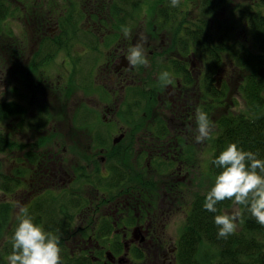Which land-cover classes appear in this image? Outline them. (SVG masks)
Wrapping results in <instances>:
<instances>
[{
    "label": "flooded vegetation",
    "instance_id": "1",
    "mask_svg": "<svg viewBox=\"0 0 264 264\" xmlns=\"http://www.w3.org/2000/svg\"><path fill=\"white\" fill-rule=\"evenodd\" d=\"M30 1L35 4V0ZM20 3L24 11L30 2ZM112 4L113 13L110 7L104 11L106 1L78 2L85 16L80 26H85L82 31H86L82 33L62 34L56 13H52L49 19L43 17L35 24V32L41 35L38 46L32 49L37 51L36 61L27 70L21 64L25 50L2 51V59L8 62V68L18 75L23 94L31 89L28 86L30 78L37 85H48L53 90L58 88L46 77L42 80L36 77L41 71L43 75L48 74L57 55L62 58L58 70H64L62 81L66 86L70 84L81 91L77 82H73V75L89 68L93 97L86 96V99L97 107L91 113V108H83L74 116L75 127L84 133L86 140L82 145L68 146L57 128L63 116H57L53 103L50 104L48 112L53 110L51 124L47 130L35 132L39 141L34 142L36 146L29 152L35 160H28L23 165L29 169V178L19 187L18 197L23 206L33 199L37 212H40L37 202L47 192H53L57 201L69 205L66 215L69 236L60 243L62 264H87L88 260L91 264H176L174 256L178 238L170 235L167 228L177 212H184L180 204L184 202V194L191 188L195 190V176H192L195 171L187 168L194 162L197 170L202 167L209 170L213 156L212 153L203 158L202 154L210 149L207 140L201 143L195 140L198 135L196 110L206 112L213 124L216 117L215 97L202 99L201 86L205 87L207 82L210 86L216 85V79H219L217 84L220 86L227 81L226 72L221 76L216 70L214 73L208 57L201 50L194 49L193 42L186 37L188 33L172 32L157 20L154 23L149 13L141 18L146 21L141 25L142 22L138 21L141 8L138 11L134 10L135 7L125 10L117 2L112 1ZM57 5V0H51V8L57 10ZM200 13L188 20L187 31H198L193 30V26L198 20L200 23ZM202 17L207 20L204 14ZM105 20L110 24L108 27ZM124 27L131 29L127 38L123 35ZM103 28L108 31L101 32ZM91 29L98 34V40ZM134 29H137L136 33H132ZM88 36L91 37L89 43L86 41ZM142 36L147 38L146 42L141 40ZM60 39L78 41L81 56L76 54L77 50L63 48L66 41L58 43ZM138 42L144 46L148 65L132 67L127 56L129 49ZM94 52L97 53L92 60L95 62L85 61L83 54ZM72 61L75 65L71 68ZM165 71L171 74L173 83L162 86L159 76ZM5 77L8 82L9 76ZM229 82L233 88L234 83ZM40 104L48 107L47 103ZM89 116L91 124L88 123ZM98 130L100 144L96 141ZM42 136L48 139L42 142ZM20 137L22 141L33 142L25 132ZM39 142L42 144L38 145ZM90 147L98 151L97 159L95 155L87 157L85 152ZM122 151L132 155L122 154ZM117 152L122 154L117 162L121 174L133 184V188L137 185L140 191L154 189L148 179L155 174L158 199L155 209L152 203L147 204L144 200L140 201L141 208L136 205L125 210L111 205L105 208L108 200L127 193L126 189L116 193L109 181L112 179V171L107 166L109 155ZM138 156L148 160L146 176L137 170ZM94 175L98 176V181L94 180ZM127 194L123 198H128L130 193ZM76 201L84 203L85 207L78 208ZM116 203L120 205L118 200ZM66 248L69 250L65 251Z\"/></svg>",
    "mask_w": 264,
    "mask_h": 264
},
{
    "label": "trees",
    "instance_id": "2",
    "mask_svg": "<svg viewBox=\"0 0 264 264\" xmlns=\"http://www.w3.org/2000/svg\"><path fill=\"white\" fill-rule=\"evenodd\" d=\"M14 1L22 2V0H0V37L4 35L8 40L6 49L23 51L22 46L18 48L20 43L13 40L17 38L10 27V21L19 15L18 11L20 9L19 5L13 3ZM85 1L87 0H79V3L81 4ZM92 1H106V5H103V7L105 6L104 11L110 7L111 13H113L112 1L119 3L125 10L135 7L134 10L136 11L141 8L142 4L152 2V0ZM202 1L206 7H203L200 13V23L198 20L193 26V30L198 29L195 33L186 30L187 25L190 26L188 20L193 18L190 15L195 4L193 0H180V6H182L180 8L172 7L171 0H158L157 6L155 5V19L158 24L164 25L172 32L184 31L188 33L186 37L193 42L194 49L201 50L208 57L210 64L213 65L214 73L216 70L218 76L224 75L227 70V65H224V68H220L222 64L220 53L230 59L229 81L233 82L234 86L240 90L247 105L248 113H234L227 110V97L230 96L227 90V81L222 82L218 86L219 83L217 84V82L219 79H216L217 86L215 84L210 86L208 82L205 87L201 86L202 99H209L208 96L215 97L216 117L212 131L213 139L206 141L207 146L210 148L209 154L212 155L213 153L212 161L231 143H237L244 150L257 153V158L264 160V31L261 27L263 25V16L261 14L262 11L250 12L257 6V3L259 5L262 3L263 6L264 0H258L254 3L251 0L252 4L248 0H243L244 5L240 19L236 16H233V19L231 17L228 19L226 15H224V19L222 17L217 18L216 6L219 3L229 2V4L233 5V11H237L235 0ZM27 2L29 3L30 0ZM57 2L58 8L56 11L58 12L62 34L85 32L86 30L82 31L85 26H80L85 16L83 9L78 6V3L71 5L65 1V7L63 8L61 6L62 1ZM12 5L16 6V16L13 14ZM68 11L69 13H67ZM71 12H73L72 15ZM210 13L214 15L213 22L216 27L214 31L210 29L207 20L202 17L203 14L207 17ZM242 18L253 24V36L251 38L246 36V39H243L244 42L241 40L236 42L233 34L234 32L237 33V26L240 25L239 22ZM225 21L230 25L228 30L223 27ZM210 32H216L215 36H219L216 38L219 39L218 42L214 41L215 37L211 36ZM226 33L227 35H225ZM230 37L233 38L230 39ZM64 41H66V44L63 48L67 50H73L76 47L75 44L78 43V41L71 39H60L58 43H64ZM251 41L256 46V51L247 50L241 46ZM261 41H263L262 46L259 45ZM211 44L216 45V47ZM3 50L4 46L0 42V51ZM90 55V59L84 58L85 61L95 62V60H92L97 53H90ZM14 74L10 70V74H8L9 81ZM75 76L76 74L73 75V82H77L76 84H78L80 89H84L93 95V88L90 87L92 77L89 68L77 73V78ZM231 76L233 79L230 78ZM210 83L212 84V81ZM24 103L21 100H10L3 97L0 100V154H6L5 156L8 160L11 155L15 154V159L13 160L14 169L11 168L8 172H4L1 168L4 163H0V241L2 240L0 244V264H8L7 257L12 252V236L19 223L17 219L19 206H23L18 201L20 191L15 196V201L9 198V195H15L16 191L19 190L17 187H20L29 178V169L23 165L28 160L31 162L35 160V157L29 153L36 146L34 142L36 140L39 141L38 134L35 132L40 131V129H47L53 118L42 104L28 108ZM211 104L210 108L212 109L213 103ZM220 109H225L227 112L218 114ZM91 112H93L92 109H90L89 113ZM78 122L82 123L84 121L79 120ZM88 123L91 124V116L88 118ZM24 132L33 142L19 139L20 134ZM47 139V136H42L40 141L45 142ZM96 141L100 144V130L97 132ZM42 142H39L38 145L42 144ZM17 152L19 153L18 156ZM123 153L132 155L128 151H122ZM122 154L117 152L109 155L110 163H112L107 164L110 171H112V179L109 181H111L112 189L116 193L118 190L126 189L130 195L128 198H123L128 195L126 193L108 200V203H105V208L109 205L113 208L124 210L128 206L135 205L141 208L140 201L144 200L147 204L152 203L151 206H154L155 209L158 204L155 190L156 182H154L155 174L152 175V179H148L150 187L152 188L153 185L154 189L140 191L137 185L133 188V184H130L131 182L128 183L127 178L121 174V169L117 163ZM88 160L91 159L88 158ZM137 163V170L145 175L148 160L146 161L143 156H138ZM17 164L20 165L19 170H17ZM203 168L205 167L197 170L194 162L192 166L190 165L187 168L189 171H195L194 180L196 185L193 186L195 190L192 199L188 200L190 189L188 194L187 192L184 194V202H180L185 213V227L176 242L174 256L176 264H264V226L258 224L255 218L245 210L244 206H237L232 200H225L217 204L216 213L209 212L203 207L207 192L214 186L216 176L222 171L212 162L208 171ZM156 176L161 175L156 173ZM97 178L98 176L94 175L95 181H98ZM202 178L204 181L211 183L204 186L201 184ZM196 187L201 189V191H197ZM34 195L37 196L36 194ZM57 198L53 192H47L41 196L40 201L37 202L39 204L37 208L40 212L35 210V201L33 199H30L23 207L28 209V214L33 218L34 223L42 226L45 231L58 235L60 243H64L69 236L66 216L69 205L64 201H57ZM116 200H118L120 205H117ZM76 205L80 209L85 207V204L80 201H76ZM234 206L241 212L238 230L227 239L218 238V228L214 223V217L225 213L231 214L229 210L234 208ZM74 212H77V209H74ZM66 250H69V248H66ZM88 261H86L87 264H91Z\"/></svg>",
    "mask_w": 264,
    "mask_h": 264
},
{
    "label": "rangeland",
    "instance_id": "3",
    "mask_svg": "<svg viewBox=\"0 0 264 264\" xmlns=\"http://www.w3.org/2000/svg\"><path fill=\"white\" fill-rule=\"evenodd\" d=\"M23 2H27L28 0H22ZM57 1H62V7H65V1L68 4H76L79 2V0H57ZM151 1V0H150ZM195 1L194 7L192 8V12H190L191 17L194 16L195 14L198 15L199 12L202 11L204 6V3L202 0H193ZM250 2V4H252L251 2L253 1L256 2L258 0H248ZM157 2L158 0H152V2H148L147 4H142L141 5V9H142V13L139 16L138 15V21L142 22L141 25H143V23L145 24L146 21L142 20L141 18H144L147 16V14L149 13V16H152L151 19L154 20V23H156V19H155V5L157 6ZM236 5H237V11H233V5L229 4V2L227 3H219V5H217L216 7V12L217 14V18L222 17V19H224V15L227 16V18L229 19L230 17L233 19V16H236L237 18H241V12L243 11V5H244V1L243 0H235ZM16 5H19L20 9H19V13L21 14L19 18L14 17V19H12L10 21V27L13 29V33L14 36L17 39H13L14 41H17L20 43V46L18 48H20L22 46V50H25L24 52V58L21 62L22 67L24 70H27L28 68L31 67V65L33 64V62L36 61V55H37V51H33L32 49L36 48L38 46L39 40H40V36L39 32H35V24L38 23L43 17H48L52 15V13H56L58 14V12L56 11L55 8H51V0H35V4L33 5V1H30L28 7L22 11V5L20 2L14 1L13 2ZM248 3V2H247ZM257 6H255L250 12L251 13H256L258 11H262V16H263V25L261 26L263 31H264V4L262 6V3L259 5V3L256 4ZM241 6V7H238ZM182 6H179L177 8H180ZM12 10H13V14L14 16H16V6L12 5ZM69 13V11L67 12ZM73 14V12H71V15ZM205 15V14H204ZM253 15V14H251ZM58 16V15H57ZM213 16L212 13H210V15H205L206 19H207V24L210 25V29H212L214 31V29H216L215 24L213 22ZM154 17V18H153ZM186 18V15H185ZM231 21V20H230ZM105 25L108 27L110 24H108V21L105 20L104 21ZM240 25L237 26L238 31L237 33L234 32L233 37L234 40L236 42L238 41H242L244 42L243 39H246V36H249L250 38L253 36V24L245 19H241L240 20ZM138 26V28H140L141 26ZM25 26V27H24ZM105 26V27H106ZM146 26V25H144ZM151 27H154V24L151 25ZM223 27L225 30L230 29V25L225 21L223 24ZM137 28V29H138ZM11 29V30H12ZM134 29L132 31L136 33V30ZM92 30V29H91ZM93 31V30H92ZM108 30L104 29L101 32H107ZM196 31V29H195ZM96 39L98 40V34L95 33L93 31ZM100 33V31H99ZM207 33V32H206ZM216 32H210V35L215 37L214 41L218 42L219 39H216L217 37H219L218 35L215 36ZM228 33V32H227ZM227 33L225 35H227ZM233 37H230L233 38ZM229 39V38H228ZM7 39L4 35H2L0 37V42L1 44L4 46V50L7 48ZM86 41L89 43L91 42V37L88 36L86 38ZM262 42L259 44L260 46H262ZM232 44V42H231ZM76 49L77 52L76 54L78 56H81V52L82 51L80 48H78V44L76 43ZM213 47H216V45L211 44ZM242 47H244L247 50H251V51H256V46L253 45V41L246 43L245 45H241ZM84 49H89L86 46H83ZM218 47V46H217ZM41 48V47H40ZM51 48V47H50ZM73 49V50H74ZM2 51H0V55H1V59H0V100H2L3 98L6 99H10V100H21L23 102H25L24 104L26 106H28L29 104L31 106H36L37 104H40L41 102L47 103L48 107L47 110L50 106V104L52 105V107L54 108L55 112L57 113V116L61 117L63 116V120L61 123L57 124V128H58V132L60 133V137L63 139V141L68 145H74V143L78 144V145H82L85 143V137H84V133L78 131V129L75 127V123L73 122V118L74 116L79 115L82 112V109H97V107H95L93 104L88 103L86 96L87 97H93L89 92H86L84 89H82L81 91L78 90L77 88H72L70 84H68V86L64 85V81H62L63 78V73L64 70L59 69L58 70V63L61 64L62 62V58H59L58 55L56 57V60L51 63L50 67L48 68V74L43 75V72H38V74L36 75V77L38 79H43L44 77H46V79L48 81H53L54 83H56L57 85V89L53 90L50 89L49 86H43V85H37L36 83H34L32 81V79L30 78L29 80V87L31 89L25 91V93H22V88L20 87L19 84V78L18 75L14 74L13 78L6 82V75L10 74V70L13 71L12 69H9L8 66V62H6L4 59H2L3 54L1 53ZM76 54H73V56L78 57ZM84 58L87 57L88 59H90L91 55L90 54H83ZM221 58H222V64L220 66V68H224V65H227V70H226V76H227V90L231 91L230 96L227 97V110L229 112H234V113H248V108L247 105L245 103V100L243 99V96L240 93V90L237 87H233L232 88V84H230L229 82V76H230V67L231 64L229 63L230 59L229 57H226V55H224L223 53H220ZM79 58V57H78ZM75 65V61H72L71 64V68ZM70 68V69H71ZM62 72V74L60 73ZM229 73V74H228ZM67 74V73H66ZM229 75V76H228ZM234 75V74H233ZM77 78V76H75ZM150 77V76H149ZM61 82V83H58ZM27 86V84H25ZM84 94H82V93ZM36 111V110H34ZM51 112L53 113V110H51ZM50 112V113H51ZM227 112L225 109H220L218 111V114L221 113H225ZM80 126V125H78ZM47 129H41V131H44ZM39 133V132H38ZM213 134V132H212ZM27 137H29L27 135ZM20 140L21 137H19ZM213 139H210V141ZM80 149V147L78 148ZM18 151V150H17ZM87 154V157H93V155L96 156V159L98 157V151L94 148V147H90L89 149L86 150L85 152ZM6 154H0V163H4V165L1 166L2 171L4 172H8L11 168L14 169V164H13V160L15 159V154L11 155V158L8 160L5 156ZM19 155V153L17 152V156ZM209 155V152L206 153L204 152L202 154L203 158H207V156ZM20 165L17 164V170H19ZM204 170L208 171V168H203ZM194 176V175H192ZM211 182L209 181H204L203 178L201 180V184H203L204 186H207L208 184H210ZM17 189H19V187H17ZM16 189V190H17ZM197 191H201V189L197 188ZM19 194V190L16 191L15 195H9V198H12L13 201H15V196ZM188 194V192H187ZM1 195V194H0ZM194 195V189L191 188V191L188 195V200H191L192 197ZM18 201L19 204H21L20 201V196L18 197ZM237 207L234 206V208L230 209L229 212L232 213L233 211H236ZM185 227V213L180 211L177 212L172 218H171V223L169 225V227L167 228V232L172 235L174 238H179V235L181 234V232L183 231ZM2 243V240L0 241V244Z\"/></svg>",
    "mask_w": 264,
    "mask_h": 264
},
{
    "label": "clouds",
    "instance_id": "4",
    "mask_svg": "<svg viewBox=\"0 0 264 264\" xmlns=\"http://www.w3.org/2000/svg\"><path fill=\"white\" fill-rule=\"evenodd\" d=\"M171 6L179 7L180 0H171ZM130 33V28H123L126 38ZM141 40L146 42L147 38L142 36ZM127 59L132 67L147 66L143 44L138 42L130 48ZM159 80L162 86L173 83L171 74L167 71L160 74ZM196 122V142L211 139L214 124L208 114L197 109ZM212 163L222 171L216 176L214 186L207 192L203 207L216 213L218 203L232 200L235 205L244 206L256 222L264 226V160L257 158V153L246 151L237 143H231ZM240 216L239 210L231 214L216 215L214 223L218 228V238L227 239L235 234ZM17 219L19 223L12 236V252L7 257L8 264H62L60 237L34 223L26 207L19 206Z\"/></svg>",
    "mask_w": 264,
    "mask_h": 264
}]
</instances>
